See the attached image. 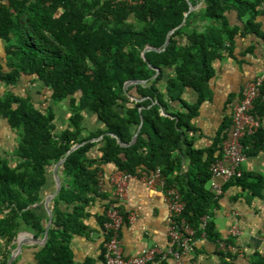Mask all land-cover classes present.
<instances>
[{
    "label": "trees",
    "instance_id": "1",
    "mask_svg": "<svg viewBox=\"0 0 264 264\" xmlns=\"http://www.w3.org/2000/svg\"><path fill=\"white\" fill-rule=\"evenodd\" d=\"M190 3L195 8L181 25ZM263 3L0 0V40L5 50L0 85L6 87L0 90V121L17 135L13 153L18 158L12 164L0 156V264L7 262L21 230L37 237L45 235L48 215L43 190L50 183L54 165L73 145L85 141L58 168L62 187L51 202L53 219L47 241L36 252L39 264H72L71 239L85 231L87 208L101 195L99 171L109 163L133 174L161 167L168 183L183 195L182 217L195 229V237L205 230L211 241L221 240L214 220L209 219L205 229L201 220L218 203L205 185L221 152L214 148L203 161V151L191 149L196 165L184 176L173 174L182 170L185 128L209 97L215 60L225 51L233 54L239 34L264 39L258 20L264 13ZM171 30L165 49L143 53L148 46L162 49ZM157 68L160 72L154 76ZM25 76L48 87L56 102L68 100L71 115L67 127L57 131L52 106H38L31 92L16 93L14 88ZM132 80L143 82L132 83L125 90V83ZM189 87L199 94L195 103L183 98ZM256 109L263 117L264 86ZM85 112L96 115L106 128H87ZM142 117L136 142L122 145L132 140ZM228 135L226 131L222 141ZM263 136L261 128L250 136V144L256 147ZM94 149L99 155L93 154ZM248 175L252 196L260 195L262 175L243 172L233 180L241 185ZM106 197L108 208L112 197ZM236 254L225 253L229 261L225 264H232Z\"/></svg>",
    "mask_w": 264,
    "mask_h": 264
},
{
    "label": "crops",
    "instance_id": "2",
    "mask_svg": "<svg viewBox=\"0 0 264 264\" xmlns=\"http://www.w3.org/2000/svg\"><path fill=\"white\" fill-rule=\"evenodd\" d=\"M262 7L264 8V3ZM258 20L261 22V30L264 31V13ZM214 67L215 75L210 80L209 97L201 104L191 125L185 128L186 141L180 151L182 170L175 171L174 176H184L185 173L190 172L192 165H196L195 159L193 160L191 156L193 154L191 149L203 151L200 155L203 161L214 148L217 153H222L227 137L223 141L222 139L226 131L230 133L232 109L239 101L244 85L255 77L264 75V39L253 34L237 35L233 54L225 51L221 58L215 60ZM198 96V92L189 87L185 90L183 98L195 103ZM162 114L165 112L162 111ZM97 122L94 123L95 128L91 130L101 128L100 122L98 120ZM226 125H229L227 129H225ZM261 128L264 134V116ZM250 139L248 137L244 140L248 158L242 166L243 172L259 174L264 178V136L260 138L256 147L250 144ZM129 143L123 144L129 145ZM93 154L99 155L96 149ZM116 169L119 168L109 163L104 164L99 171L101 195L97 196L87 208L88 216L84 218L85 231L74 234L71 239L72 264H105L103 252L107 233L103 222L106 219L105 213L109 201L106 196L112 197L113 187L110 176ZM249 180L251 181L252 178L248 175L247 180L241 185L234 180L224 183V191L217 198L218 203L210 213V219L214 220L221 239L230 240L231 243L241 247L240 253L236 254L233 262L231 261L232 264H260L264 259V187L260 195L252 196ZM214 181H218V178L211 177L205 185L206 188L213 191ZM55 189L56 182L52 171L50 183L43 190L44 197L48 198ZM46 200L43 199V205L49 216ZM51 202L52 200L49 203L50 207ZM124 210L126 220L121 230V239L125 255H138L147 247L158 246L165 250L169 246L168 228L171 220L161 189L149 188L139 179H133L130 182ZM235 210L240 212L239 223L242 233L239 237L232 238L228 236V230L233 220L232 212ZM32 237L37 240H32ZM19 243H22L21 248ZM15 244L5 264H39L36 252L44 244V236L37 237L33 232L23 229L18 234ZM227 252L229 251L219 249L217 242L208 238L198 241L195 249L185 255V259L188 264H225L229 262L225 256ZM147 264L176 263L172 257L159 256Z\"/></svg>",
    "mask_w": 264,
    "mask_h": 264
},
{
    "label": "built area",
    "instance_id": "3",
    "mask_svg": "<svg viewBox=\"0 0 264 264\" xmlns=\"http://www.w3.org/2000/svg\"><path fill=\"white\" fill-rule=\"evenodd\" d=\"M264 86V75L257 76L247 82L241 92L239 101L232 109V127L228 137L225 139L222 153L211 165L212 177L218 178L213 182V191L218 198L223 193V185L227 181L239 178L243 175L242 166L248 158L245 139L256 134L262 127V115L256 109V100L262 94ZM139 179L147 187L161 189L164 193V200L167 206L171 223L168 228L169 246L163 250L158 246L147 247L135 256H127L124 253L121 230L125 223L126 216L124 203L129 195L130 182ZM113 187L112 201L106 211L107 220L104 227L107 238L104 243L105 264H147L157 257H172L176 264H188L185 255L192 252L197 242L207 240V233L204 230L202 235L195 237L196 231L190 226L182 214L186 203L180 190L170 185L161 167L153 171L143 170L139 174L116 169L110 176ZM180 219V225L177 220ZM210 215L202 217V228L205 229ZM232 224L228 230V236L237 238L242 233L240 227V212H232ZM219 249L229 252L240 253L241 247L238 244L228 242L226 239L218 240ZM240 249V250H239Z\"/></svg>",
    "mask_w": 264,
    "mask_h": 264
},
{
    "label": "rangeland",
    "instance_id": "4",
    "mask_svg": "<svg viewBox=\"0 0 264 264\" xmlns=\"http://www.w3.org/2000/svg\"><path fill=\"white\" fill-rule=\"evenodd\" d=\"M5 56L4 41L0 40V62ZM4 85H0V90L3 92L5 90ZM16 93L20 96L25 95L27 92H31L34 95L36 103L42 108L53 107L56 114L55 123L57 131L64 129L68 126L69 117L71 115L68 100L63 102H56L53 99L51 90L44 86L42 82L38 80H33L30 76H25L21 83L14 88ZM85 125L87 128L94 129V123L100 122L101 128H106V125L101 122L96 115L92 112H85ZM98 128V127H97ZM17 143V135L14 133L10 127L4 122L0 121V156H6L12 164L18 162V158L14 156L13 150ZM76 145V144H75ZM74 146V145H73ZM52 178V174L50 179ZM45 200L47 197H44Z\"/></svg>",
    "mask_w": 264,
    "mask_h": 264
},
{
    "label": "water",
    "instance_id": "5",
    "mask_svg": "<svg viewBox=\"0 0 264 264\" xmlns=\"http://www.w3.org/2000/svg\"><path fill=\"white\" fill-rule=\"evenodd\" d=\"M194 8H195V7L190 3V9H189V11L185 14V18H184L183 22L181 23V25L184 24V22H185L186 19H187V16H188L189 12H190L191 10H193ZM181 25H179V27H180ZM173 31H174V30H171V31L168 33V36H167L166 42H165V44H164V46H163L162 49L148 46V47L145 48V50L143 51V53H145L147 50H150V49H155V50H158V51L165 49V48L167 47L168 43H169V36H170V34H171ZM159 72H160V68H157V69H156V74H155L154 76H157V74H158ZM139 82H143V81H139V80L127 81V82L125 83L124 88H125V90H126L127 87H128L130 84H132V83H139ZM143 122H144V118L142 117V118H141V123H140V125H139L137 131H136L135 134L133 135L132 141L129 143V145L135 143V141L137 140V138H138V134H139V131H140L142 125H143ZM96 139H97V138H95V139L93 138L92 140H96ZM85 143H86V141L74 145V146L68 151L67 155L70 154L73 150H75L76 148H78L79 146H81V145H83V144H85ZM121 144H122V145H125V144H123L122 142H121ZM67 155H66L64 158H62L61 160H59V161L54 165V167H53V175H54L55 182H56V189H55V191H54L53 193H51V195L48 196V198H47V200H46V207H47V211H48L49 216H48V221H47V224H46V230H45V235H44V243L47 241L48 234H49V228H50V225H51V223H52V219H53V211H52V208L50 207V204H49V203H50V201L52 200V198L55 197V196L59 193V191L61 190V187H62V180H61V178H60V176H59L58 168H59V166H60L61 164H63V162H64L65 159L67 158ZM31 239H32V240H37V239L34 238V237H32ZM21 246H22V243H19V247H20V248H21ZM7 264H8V263H7Z\"/></svg>",
    "mask_w": 264,
    "mask_h": 264
}]
</instances>
